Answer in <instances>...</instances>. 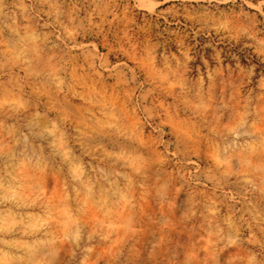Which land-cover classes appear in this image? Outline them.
Returning <instances> with one entry per match:
<instances>
[{
  "label": "rangeland",
  "instance_id": "374dc122",
  "mask_svg": "<svg viewBox=\"0 0 264 264\" xmlns=\"http://www.w3.org/2000/svg\"><path fill=\"white\" fill-rule=\"evenodd\" d=\"M0 264H264V0H0Z\"/></svg>",
  "mask_w": 264,
  "mask_h": 264
}]
</instances>
